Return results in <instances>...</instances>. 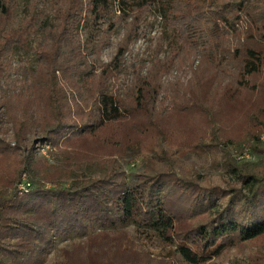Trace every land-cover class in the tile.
<instances>
[{
	"label": "trees",
	"instance_id": "trees-1",
	"mask_svg": "<svg viewBox=\"0 0 264 264\" xmlns=\"http://www.w3.org/2000/svg\"><path fill=\"white\" fill-rule=\"evenodd\" d=\"M156 4L177 43L163 59L159 41L151 66L128 63ZM17 9L18 0H0V116L13 134L0 140V264H46L55 238L115 222L139 223L176 249L158 261L126 231L102 230L63 250L57 264H175L176 252L204 264L264 240V109L245 141L214 115L244 91L264 90V0H32L20 27ZM123 23L124 38L104 62ZM31 41L36 67H14V51ZM186 69L187 84L164 83ZM192 113L210 132L174 157L164 149L165 120ZM37 141L58 150L42 156ZM246 149L259 161L241 162ZM191 155L206 170L239 174L243 187H201ZM202 193L228 198L207 214L197 211Z\"/></svg>",
	"mask_w": 264,
	"mask_h": 264
},
{
	"label": "rangeland",
	"instance_id": "rangeland-1",
	"mask_svg": "<svg viewBox=\"0 0 264 264\" xmlns=\"http://www.w3.org/2000/svg\"><path fill=\"white\" fill-rule=\"evenodd\" d=\"M32 0H18V9L16 11L15 25L20 27L22 22L28 17L30 12V4ZM49 24H53V18L48 20ZM91 26L88 22L84 23L81 28V34L86 41L90 35ZM125 23L121 24L113 36L111 37L106 49L103 52L102 60L108 62L111 60L116 52V46L124 38ZM161 41L163 45V54L161 58L168 56L171 47L177 43L173 30L169 27L163 16L161 5L156 4L154 9L147 16L139 39L131 44V54L129 55L127 62L130 63L134 59L138 58L139 62H144L147 66H151L155 57V48ZM34 47L31 41L27 47L18 48L13 53V59L15 61L14 67H18V63L21 61L27 62L29 69H34L37 65L36 56L33 54L32 48ZM198 63V62H197ZM192 77L191 71L186 69V72H173L169 76L164 77V83L168 85L170 82L180 80L182 83L187 84ZM228 77H224V83H228ZM259 82L256 80L253 84ZM127 88V82L122 83V89ZM264 109V90L255 91L247 90L233 103L225 105L221 108L217 106L215 110L216 116H219V126L226 130L227 135L241 140L247 139V134L250 131V127L255 123L257 116L261 114ZM165 129L167 131L168 139L164 141V149L171 151L174 157H179L180 152L184 150V145H190L193 141V135L200 133L208 134L209 128L202 120V118L192 113L186 115H176L165 120ZM112 133L110 130H106L102 135V139L109 137ZM121 136V135H120ZM12 125L9 120L2 115L0 116V140L6 142H12ZM43 140V139H41ZM40 140V141H41ZM243 141V142H244ZM36 142V152L42 156L50 157L51 153L57 152L58 148H52L50 144H39ZM43 142V141H42ZM103 140L97 144L100 145ZM90 146V144L88 145ZM103 147V146H102ZM103 151V150H101ZM19 154L24 155L23 151ZM188 156V155H187ZM188 161H186L187 163ZM189 167L193 165L197 166L198 173L193 176L194 179L199 181V185L203 188L220 187L227 189L231 186L243 187L242 178L239 174L227 173L225 171H211L206 170V162L200 157L195 155L190 156L188 162ZM135 169L129 166L125 167L127 172H136ZM140 171V170H139ZM247 189H243L244 194L247 193ZM203 205L197 207V211L204 213H212V210H216L218 206L223 205L226 199H221L219 195L202 193L200 195ZM205 218V217H203ZM201 218V220L203 219ZM111 224L106 225H94L86 233L79 234H66L62 237L55 238L53 244L49 248V255L47 257L46 264H57L63 260V250H71L75 245L83 244L87 238L102 230L116 231L124 230L131 235L135 240V244L149 253L155 260H161L168 258L169 251H175V246H166L163 243L162 238L154 231L142 226L139 223L129 222L126 224L115 222L113 226ZM169 260V259H168ZM175 264H189L187 263L180 253L176 252L175 259L172 260ZM204 264H264V240L259 242H252L243 245L239 248H233L224 252L220 257L215 258Z\"/></svg>",
	"mask_w": 264,
	"mask_h": 264
},
{
	"label": "built area",
	"instance_id": "built-area-1",
	"mask_svg": "<svg viewBox=\"0 0 264 264\" xmlns=\"http://www.w3.org/2000/svg\"><path fill=\"white\" fill-rule=\"evenodd\" d=\"M261 140L264 141V136L261 138ZM238 156H239L238 159L241 162H258L259 161V159L252 152H250L248 149H246L244 152L238 154ZM261 159L264 163V155L262 156ZM20 188L25 189L23 185H21Z\"/></svg>",
	"mask_w": 264,
	"mask_h": 264
}]
</instances>
